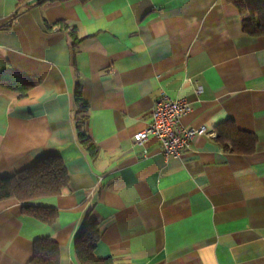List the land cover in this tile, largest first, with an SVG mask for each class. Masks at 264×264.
I'll return each instance as SVG.
<instances>
[{
	"label": "crops",
	"instance_id": "obj_1",
	"mask_svg": "<svg viewBox=\"0 0 264 264\" xmlns=\"http://www.w3.org/2000/svg\"><path fill=\"white\" fill-rule=\"evenodd\" d=\"M243 19L227 0H0V178L44 157L69 175L61 195L28 202L56 210L52 225L0 202V264H30L45 238L60 264H80L87 219L96 258L115 264H264V36ZM59 22L75 35L48 28ZM78 86L95 160L78 141ZM160 95L186 99L182 124L216 137L176 157L154 137L136 144ZM228 120L257 137L254 154L222 148Z\"/></svg>",
	"mask_w": 264,
	"mask_h": 264
},
{
	"label": "trees",
	"instance_id": "obj_2",
	"mask_svg": "<svg viewBox=\"0 0 264 264\" xmlns=\"http://www.w3.org/2000/svg\"><path fill=\"white\" fill-rule=\"evenodd\" d=\"M30 0H20V10L29 6ZM47 1L66 2L71 0H38L39 4ZM88 3L91 0H79ZM244 15L242 28L244 33L253 36H264V0H227ZM50 29H59L75 35V28L65 22L48 25ZM5 88L26 92L28 87L17 80L1 81ZM75 105L78 109V141L85 151L95 160L99 149L91 140L85 129L89 107L83 99L81 87L75 93ZM217 140L225 151L238 155H252L256 151L257 137L238 129L235 122L228 120L216 127ZM69 175L63 161L59 157H44L31 168L11 177L0 178V202L16 199L23 204V213L46 223L54 224L57 219L56 210L35 207L28 202L42 198L53 197L63 193L68 187ZM101 238L99 227L86 220L76 241V253L80 264H115L112 258L98 259L95 256L96 247ZM61 249L51 238L39 239L34 243V255L30 264H60Z\"/></svg>",
	"mask_w": 264,
	"mask_h": 264
},
{
	"label": "built area",
	"instance_id": "obj_3",
	"mask_svg": "<svg viewBox=\"0 0 264 264\" xmlns=\"http://www.w3.org/2000/svg\"><path fill=\"white\" fill-rule=\"evenodd\" d=\"M190 111V103L186 99L158 96L151 112V123L134 136L136 144L142 145L149 137H154L159 141L166 157H176L189 150L199 136L215 138L216 135L205 126L190 128L182 124V119Z\"/></svg>",
	"mask_w": 264,
	"mask_h": 264
}]
</instances>
